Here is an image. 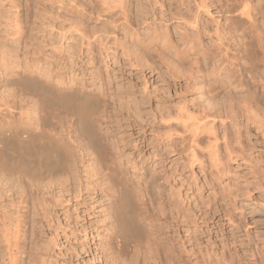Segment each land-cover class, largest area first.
I'll return each mask as SVG.
<instances>
[{"label": "rangeland", "instance_id": "374dc122", "mask_svg": "<svg viewBox=\"0 0 264 264\" xmlns=\"http://www.w3.org/2000/svg\"><path fill=\"white\" fill-rule=\"evenodd\" d=\"M101 1L0 0L1 15L16 4L24 16L28 45L25 52L31 66L39 64L41 68L43 64L47 72L58 74L59 78L64 76L66 83L72 82L87 92L101 95V99L110 97L109 102H117L108 108L109 117L105 119L108 122L101 123L102 126L99 121L95 124L98 141L100 130L106 134L112 148L107 151L111 152L109 155L102 153L99 147H90L93 145L79 128L75 116L72 115V119L71 114L67 115L74 121L66 117L68 121L79 123L76 125L81 134L76 133L78 128L73 123L75 134L81 135V144L80 139H76L79 145L76 154L81 152L79 147L84 148L88 143L84 150L89 158L84 159L92 158V162L85 161L83 165L95 173L91 178L85 179L82 165L71 171L72 159L65 166L68 171L65 174L70 178L65 176L69 179L63 176L64 172L57 174L55 180L48 179L50 186L46 180L43 183L46 187L39 186L36 192L30 191L24 170L10 174L9 179L0 178V204L12 215L11 219L6 214V223L13 226L14 218L19 220L15 237L10 236L15 253L13 264H264V66L252 63L251 58L254 51L259 53L252 41L254 34L259 31L264 36V0H253L259 11L254 23L240 20L249 26L244 33L231 24L227 0H129L131 22L141 36L148 33L146 26L139 23L143 15L151 28L161 26L176 43L192 33L201 46H209L213 52L221 44L228 48L230 55L238 56L241 64V59H245L242 67L250 70L244 77L245 85L242 88L230 85L227 98L221 92L214 99L216 102L210 101L209 105L201 91L202 66L196 72L190 64L196 57L201 63L202 54L194 57L179 52L175 56L156 43L144 49L143 65L134 64L118 44L117 39L127 41L125 46L132 47V34L118 26L119 7L109 5L107 8ZM109 2L111 0L107 5ZM204 3L208 4L209 13L205 12ZM194 15L197 25L191 29L184 20ZM73 22L81 23L88 30H98L102 36L100 44L92 45V55L86 54L90 52L88 46L81 45L78 34L70 29L69 23ZM13 45L6 43L4 51L9 50L10 55L6 54L8 50L5 54L12 57L11 61H18L23 58V49ZM2 93L8 100L10 119L16 124L28 121L21 114L26 93L6 83L3 77L0 78ZM123 95L129 96V104L124 103ZM248 95L263 106L257 110L258 115L245 108ZM221 96L233 105L232 113L226 114L227 101ZM218 107L221 121L216 118L210 124L215 136L208 125L196 130H200V134H195L198 141L191 145L193 133L185 131L181 122L191 123L186 121L187 116L195 120L208 108L217 112ZM178 111L184 114L183 120L178 118ZM168 112L176 117L166 118ZM50 116L51 120H47L56 122L55 114L51 116L55 120ZM167 124H172L174 129L172 143L164 140ZM51 125L49 123L46 129H53ZM56 129L48 132L58 136L60 132ZM191 150H194L193 155ZM209 150V154H213L209 155ZM208 155L211 158L213 155L214 160ZM95 156L106 160V168H98L95 162L101 160ZM112 168L117 175H125L129 186L144 190L146 207L141 209L146 212V223L152 224L155 237L158 236L157 244L150 243L148 237L142 238L137 246L136 242L114 238L117 223L111 212L112 202L108 203L105 192L94 186L98 172L107 173ZM96 169L99 171L95 172ZM14 176H19L21 181H14ZM64 177L67 182L62 181ZM86 183L92 186L86 188ZM2 228L0 224V264H10ZM147 245L151 247L144 252Z\"/></svg>", "mask_w": 264, "mask_h": 264}, {"label": "bare ground", "instance_id": "6f19581e", "mask_svg": "<svg viewBox=\"0 0 264 264\" xmlns=\"http://www.w3.org/2000/svg\"><path fill=\"white\" fill-rule=\"evenodd\" d=\"M108 1L109 0H102L101 3L104 7H107V8L110 7L109 5L111 6L115 5L116 7L118 6L119 7L117 9L118 13L116 12L117 21H119L118 26L124 29H128L130 33L132 34L131 36V39H132L131 46L132 47L128 45L125 46V44L128 43L127 41L121 42V40L119 39H117L119 43L116 40L115 41L120 46L122 45V53L127 55L130 58V61H132L134 64L143 65L145 61L144 59L146 56L144 53V49H150L156 43L161 44L168 53L172 51V53L175 56L178 55L179 52L188 53L190 56L194 55V57L197 54H200V55L202 54L203 64L202 62L200 63L197 57L191 59L190 64H191L192 70L194 69L196 72L199 69L198 67L202 66L201 70L203 72L204 79H201V82L200 81L199 82L201 83L202 94L204 95L206 103L208 105L210 101H212L213 103L214 101L216 102V100L214 99H216L218 97L217 95L220 94L221 92H223L224 96L227 98L231 92V89L229 87L230 85H232L233 88H242L245 85L244 77H247L250 73V70H248V68L242 67L245 59L244 60L241 59L243 62L241 64L238 56L236 57L235 54L230 55L228 53L227 47L223 48L221 47V44H219V46L217 47V50L213 52L211 51V48L209 46H204V45L201 46V43H199L198 41L199 39H197L195 35L192 33L187 34L185 37L179 39L178 41H180V43H176L175 40L172 39L171 35L166 29L163 28V30H161V26H160V29L158 27L151 28L152 25L150 26L145 16L142 15L140 17L139 14L138 15L136 14L138 17H140L139 23H141L143 27L146 26L145 30H148L147 34L145 33L146 31L145 32L143 31L145 34L141 36L139 31L137 29H134L133 24L131 22V14L129 10V0H111V2H114V3L117 2V5L114 3L110 4L111 2H109V4L107 5ZM226 2H227L226 3L227 12L230 13L229 18L231 19V24L238 31H241L244 33V29L247 30L249 26L246 25L247 26L246 27L245 24L242 23L241 21L244 20L245 22L254 23L257 18V14L259 12L256 9V6L253 4V0H227ZM203 7L205 9V12L209 13L208 4L204 3ZM19 11L20 10L18 8V5L12 4L7 8L4 15L0 14V17H1L0 19V78L3 77L6 83L11 84V85L12 84L16 85L19 87L20 90L26 93L25 105L23 108L24 110L21 112V114L24 115L28 121L25 122L22 120L19 123L17 122V124L13 122V120L10 119V110L8 109L9 106L7 105L8 100H6L5 99L6 97L4 96L6 94H3V93L2 95L0 94V102H2V104L0 103L1 104L0 105V171L3 170L5 172V173H0V178L9 179L10 174L15 173L17 171L24 170L27 172V175H28L27 182L29 184V188H31L30 191L32 190L36 192L39 186L40 188H42V186L43 187L45 186L43 183L46 180L47 181L45 183L48 182L47 185L50 186L49 183L51 184V182H49L50 180L48 179L53 178L55 180L54 176L57 174L64 172L63 176L67 175L70 178L68 174H65V172L67 171L65 170L66 163L72 162L70 159L73 160L72 165H70L72 169L69 166H68V169L70 168V170L73 171L74 170L73 168L76 169L77 167H79V165H82L84 169L83 172L85 174V179L91 178V176L94 175L95 173L92 172L93 173L92 174L91 173L92 169H89L88 166L86 167L85 165H83L85 161L86 163L89 160L90 162H92L91 161L92 158L84 159L86 158L85 156L89 158L88 157L89 154L85 152L84 150V148L88 146L87 145L88 143L87 144L85 143L87 145L86 146L82 142L83 143L82 145H85V146H83L84 148L79 147L78 151H81V152L76 154L75 150L79 146L76 144L77 143L76 139L78 138V141H79V139L81 138V135L78 137V134L77 135L75 134V129L73 127H76L77 126L76 124L80 123L79 124L80 127L78 125L77 128L78 127L81 128L82 132L86 135L85 137L88 139V142L91 145H93V146H90V145L89 146L99 147L102 153H107V155H109L108 153L110 151L109 152L107 151L109 149L111 150L112 148L110 147V144L108 143L106 134L101 133L102 130H100L101 129L100 128L99 135H101V137H100V140L98 141L97 140L98 134L96 135L98 130L95 129L96 127L95 124L98 123L97 121L100 122V124L98 123L99 125L107 121V120L105 121V119H108L109 117L107 116L108 115L107 113L109 112L108 108L112 105V103L115 100L111 103L109 102L110 97L106 99H101L100 98L101 95L99 94H98L99 96H97L93 92H87L83 90V88L79 85L75 86L73 84L74 85L73 86L71 84L72 82L66 83L65 80H63L64 76L62 78H59V76L56 77L58 74L55 75L54 73H49V70L47 72L46 69L43 67L45 65L42 64L41 65L42 67L39 68L38 61H37L38 67L35 65L37 68L35 66H31L30 64L31 61L30 62L28 61V56H26L27 53L25 52L26 48H28V45L25 41V38H26L25 19H24V16L19 13ZM197 20L198 19L194 15V17H189L188 19L184 20V24L190 27L191 29H195V26L197 25ZM69 27L74 32H76L78 36L80 37L79 38L81 40L80 44L82 43L81 45H83L84 43L85 45L88 46V50L90 52H88L87 49H86L87 50L86 52L90 54L86 53L87 55H92L91 51L93 49V46H92L93 44L95 43L100 44L102 42V39H101L102 36L99 34L98 30H95V29L88 30L79 22L69 23ZM261 34H262L261 32L257 31L254 34L252 41L254 42V45L256 46L259 53L264 54V39H263L264 36H262ZM6 43L14 44L13 46H15L16 44L17 49L22 48L23 50L20 49L19 51L21 52L22 50V53L24 54L23 58L20 60L18 59V61L14 60L13 58L14 61H11L9 59L11 56L9 58L6 56V54L7 55L9 54V50L7 49L8 52L7 50L4 51V49H6L4 48ZM61 44L63 45V43ZM18 45H22V47ZM10 51H13V50L10 49ZM5 52L7 53L5 54ZM259 53L257 51L256 52L254 51V55H252L253 57L250 56L252 58V63L258 62L261 64V66H264V57L260 55ZM16 57L18 56H15V58ZM92 57L93 56H91L90 59H92ZM244 58H246V56ZM168 63L170 66L175 65V64H171V60H168ZM55 80L59 81V82H56L58 84L54 83ZM199 82L198 84H200ZM109 94L110 93H108V96H110ZM125 96H124V99L126 98ZM224 96H221V97L225 99ZM111 99H112V96H111ZM115 99L117 101V96ZM245 99H246V104L244 105L245 108L247 110H250L252 114L254 113L258 115L257 110H261L263 108V106L259 103V101L255 97L252 99L251 95H248V98L245 97ZM129 102H130L129 96H127L124 103L129 104ZM243 102H245V100H243ZM113 104L117 105V102L116 103L114 102ZM216 104L217 103H215L214 105ZM218 105L219 104H217V106ZM224 107H226L227 109L226 114L232 113L234 111L233 105L228 101L226 103V106L224 105ZM48 109H51L52 111L54 110V112ZM216 109L218 110L217 112L212 111L210 108H208L205 112H203V115L200 118L196 117L198 120L197 119L194 120L193 118L192 120H190L189 119L190 116H187L186 121H191V123H187L185 125L183 123L184 121H182L183 120L182 116L184 114L179 111L177 112L178 118L180 119L182 118L181 123H182V127L184 126L183 127L184 130L186 129L185 131H189V132L191 131V133H193V134L190 133L192 136V139L190 140L191 145L193 143H196L197 137L195 138V134H198L200 132V130L198 132H196V130L205 129L206 126L208 125L210 126V124L214 122V119L216 118L221 121L222 115L218 113L220 111V108L218 107ZM51 113L52 115L55 114L56 116L55 118L56 122L54 121L55 124L53 122L52 124L51 121L50 122L48 121L51 119H48L50 115H47V114H51ZM70 114H71V118H72V115L75 116L76 119H78L77 121H79V123H77V121L76 122L68 121L67 118L69 117H67V115H70ZM172 114L174 116H172ZM175 117L176 116L174 113L168 112L166 114V118L168 119L175 118ZM51 118L55 120L53 117ZM71 118H69V120ZM210 118H212V120ZM193 121H196V123ZM49 123L50 125L52 124L51 126L53 127V129L54 128H58V130L60 129V131L56 129L57 132H60L58 133L59 134L58 136H54L51 134L53 129H50V130L48 129L49 131H51V133L48 132L46 127L49 126ZM73 123L76 126H74ZM190 124L192 126H190ZM101 126H98V127H101ZM212 126H210V128ZM79 128H78V131L76 130V133L80 132ZM96 130L97 132H95ZM210 130H212V128ZM172 131H174L172 124H167L166 131L164 133V140L166 139V142L172 143L173 141ZM213 132L214 131L212 130V133ZM213 136H215V134ZM80 142H81V139L79 143ZM211 148L212 147H210V150L212 151ZM210 150L208 151V154ZM192 151L194 152V150H191V155H193ZM211 154H213V152L210 153L209 155ZM219 156H217L216 158H219ZM212 158H213V155H212ZM212 158L210 157V160H212ZM95 159H98V157L96 158L95 156ZM101 159H98V160H101ZM94 162H93V165H94ZM97 162L95 163L97 164V166H99L98 168L100 169H102V167L106 168V164H105L106 160L103 159L100 162L98 163ZM218 162L219 160L217 161V163ZM112 163L113 162L111 161L110 164L112 165ZM73 164L75 165L74 167H72ZM212 164L214 165V163ZM93 168L95 169V167ZM94 171L98 172L99 170L96 169ZM103 172L105 171L98 172L99 174L97 175L99 176L96 178L95 180L96 182L94 186H97V188H100V192H103V193L105 192L106 196L104 197H107L106 201L109 200L108 203L112 202V207L110 205L109 208L111 207V212L113 213L115 221L117 223V230H115L113 234L114 238L116 237L115 239H118L119 241H122V242H127V241H130L133 243L136 242V246L140 245L141 239L144 237H148V240H150V243L151 242L156 243V241L158 240V236L155 237L152 224L146 223V220H147L146 212L141 209L142 206L146 207V196H145L144 190L137 186L136 187H133L132 185L129 186L125 175L123 174L117 175V173L114 171L113 168L109 169L107 173H103ZM114 173L116 174V176H114L115 175ZM65 177L62 179L63 182L65 180ZM68 177L66 179H69ZM13 180L18 182V181H21V178L19 176H14ZM65 181L67 182L68 180H65ZM90 185L91 183L85 184L86 188L87 186H89L88 188H90ZM97 188L94 187L93 190L95 191V189ZM148 195L147 197H149L148 199H150V196ZM40 199L41 198H39L38 200L40 201ZM148 199H147V202H148ZM2 207L0 204V222H1L0 224L1 226L4 227L2 228L3 231H1L3 235L2 234L1 235L4 237V239L6 240L8 244V247H7L8 248V252H7L8 262L10 264H13L15 262V253L11 249L13 245L11 244L12 237L10 236L15 235L17 232V220L18 219L16 220V218L13 217L15 219L13 223L15 224L10 222L11 221L10 220L9 222L12 223L13 226L8 225L6 223V218L8 216H9L8 218H11L12 215L11 214L8 215L7 214L8 211L5 212L6 211V210L4 211L5 208L3 209ZM139 241L140 243H138ZM150 247L151 245L150 246L147 245L146 247H144L145 248L144 252H147Z\"/></svg>", "mask_w": 264, "mask_h": 264}]
</instances>
